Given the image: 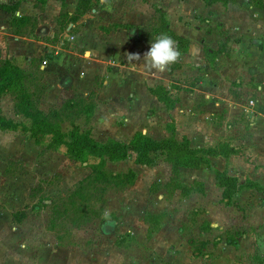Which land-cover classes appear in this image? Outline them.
Here are the masks:
<instances>
[{
    "label": "rangeland",
    "instance_id": "1",
    "mask_svg": "<svg viewBox=\"0 0 264 264\" xmlns=\"http://www.w3.org/2000/svg\"><path fill=\"white\" fill-rule=\"evenodd\" d=\"M78 1L55 0L56 12L51 11L41 23L42 43L37 45V57L26 60L27 52L17 54L21 56L25 84L39 109L56 117L62 131L68 133L75 123L101 143L113 139L130 145L138 132L155 140L164 139L160 137L163 125L158 108L161 99L165 97L169 103L177 95L169 94L170 90L161 85L169 80L172 88L187 91L206 75L202 61L215 62L212 65L217 70L223 65L220 59H228V64L224 72L219 70L218 77H211L216 88L212 90L213 106L208 110L223 117L224 108L221 111L216 104L233 95L246 109L238 112L233 107L229 125L241 121L249 125L253 110L246 103L249 99L259 102L261 97L257 93L260 82L252 73L257 63L251 59L256 54L251 51L252 43L246 42L241 50L245 62H235L239 56L231 50V41L225 31H220L218 22L214 23L220 26L215 41L219 53L228 57L216 60L217 50L209 52L205 44L204 54L191 53V69L181 77L167 76L179 62L158 73L143 66V57H127L141 43V51H148L152 36L174 33L168 26L171 19L179 18L194 30L213 27L198 1L188 2L186 6L192 8L185 14L179 8L180 0H105L104 4L91 0V11L75 17ZM239 2L241 7L252 5L251 0ZM12 24L31 26L16 19ZM194 44L199 47V43ZM180 47L185 50L188 42ZM3 57L0 52V63ZM150 85L157 94L152 101ZM234 101L230 98L231 103ZM14 102V93L3 95L1 113L29 127V119L16 113ZM88 104L90 112L86 111ZM167 125H172L178 139L173 122ZM237 131L239 137L245 136ZM46 145L45 137L35 140L21 126L0 130V264H264V192L243 187L227 205L215 177L214 184L207 188L203 184V189L194 181L185 184L182 167L173 172L165 155L157 152L154 163L146 166L136 164L130 151L126 159L106 161L104 169L120 175L131 169L135 173L133 183L124 187L106 183L102 196L78 200L90 218L74 222L70 206L65 216L54 211L68 206L67 195L90 174V164L73 159L64 147L50 150ZM219 146L228 145L221 142ZM224 171L228 173L227 168ZM244 172L238 166L228 175L243 184L247 179ZM179 183L194 189L182 193L174 189Z\"/></svg>",
    "mask_w": 264,
    "mask_h": 264
},
{
    "label": "crops",
    "instance_id": "2",
    "mask_svg": "<svg viewBox=\"0 0 264 264\" xmlns=\"http://www.w3.org/2000/svg\"><path fill=\"white\" fill-rule=\"evenodd\" d=\"M190 1L191 0L179 1L182 4L179 8H182L185 14L191 11L192 7L186 6ZM196 1L201 4V10L208 16L206 21L214 26L209 30H194L192 27H189L190 25L179 22V18L176 21L167 18L168 22L170 20L168 23L169 28H171L177 36L185 38L188 42V47L186 50L182 51V56L178 61L179 65L172 70L169 69L170 73L167 76L177 75L181 77L185 75L186 69H191V65L188 63V61L191 60V53L199 52L204 54L203 48L205 44L209 46L207 49L209 52H212V49L217 50L215 56L216 60L222 57H228L225 56L224 53H219L217 40L215 41V39H217L216 37H219L217 32L220 26L215 27L214 23L218 22V25H222L220 31H225L231 41L229 43L231 50L235 51V55L239 56V59L235 62L238 60L240 62H245L244 59L246 57L244 53L242 54L241 50H243V46L246 45V42L252 43L251 51H254L253 53L256 54V58L251 60H255L254 62L257 63V66L251 70L252 73L255 74L257 81L260 82L257 87L259 90L257 93L260 94L261 97L259 98V102H255L256 100L252 99L253 103L249 104V99L246 103L248 104L247 106L252 107L253 110V115L250 117L248 126L242 121L237 122L235 125H229V121L233 119V117L231 119L232 113L234 114L235 112L232 108L234 107L238 112H241V110L245 108V105H241L242 103L236 101V97L233 95L224 97L223 102H217L216 108L221 111L223 110L222 108H224V110L223 117L221 113H219V117H216L214 111L208 110L210 105L213 106L212 101H214L213 96L215 95L212 94V90L216 88L215 84L211 81V77H218L217 74L220 69H223L222 72H224L227 66L226 64H228V59L224 61L220 59L223 65L217 70L213 68L215 62H213L212 65L210 62L208 63L204 60L202 61L204 64L202 63L201 66H203L206 75L198 78V82L189 87V90H176L171 87L169 80L166 81V84L163 83V85H161L165 90H170L169 94L173 93L177 96L171 101L172 103L169 102L171 108H167L165 97L161 100L162 104L160 103V108H158L159 115L162 117L161 124L163 125L160 130V133H162L160 137L165 138L169 135L170 132L167 130V122L172 121L174 126H176L177 138L179 140L186 138L191 147H217L222 142L235 149L236 152L227 157L221 155L209 157L208 162L201 165L198 169L180 168L182 175L181 180H183L185 184H188L189 181H197L204 184L207 188L211 184H214L213 180L216 170L222 171L227 168L230 174L235 172L236 167L241 166V168L245 170V174L243 173L245 178L264 185V10L246 4L244 7H241L243 4L239 2L240 0H236L234 4H229L227 6H223L221 3H214L207 6L202 0ZM14 2L17 3L14 5ZM0 4L9 5L12 9L5 10L0 8V52L4 56V59L20 67L21 64L19 60L21 56L17 55L18 53H22L23 51L27 52L28 55L25 57L26 60L37 57V45L42 43L41 23L46 19L48 14H51V11L56 12L57 5L55 0H46L45 4H41L37 0H0ZM162 4L164 5V3ZM49 5H51V7ZM52 6L54 7L52 8ZM158 6L162 7L161 5ZM226 13L227 15H225ZM20 18H26L23 22L31 24V26H13L12 20L16 19L19 21ZM19 22L21 23V21ZM241 23H244L246 26H248L249 23V26L245 28ZM153 37L154 36L151 37V41ZM140 38L141 37H138L137 40L139 41ZM150 40H146V43ZM131 41L134 43L135 38L131 39ZM194 43H199V47ZM143 47L144 45L141 43L138 50H133L131 53H134V51L137 53L138 51L137 54L142 58L144 51L141 50ZM16 48H19V50ZM200 56L203 58L202 55ZM223 77H226V75H223ZM150 87L153 88V86L150 85L148 87L149 91L151 89ZM3 95L7 94H2L0 98ZM154 95L155 94L152 92L153 97L151 96V101L157 96V94ZM230 98H235V101L231 103ZM157 100L159 101L158 97ZM151 118H156V113H153ZM150 124L153 126L154 122ZM238 129L241 130V135L245 134L243 138L239 137L240 133H238ZM149 130L150 125L146 128L147 132H149ZM243 154L246 155L244 156ZM244 158L250 159H248L249 161H245ZM186 176L191 177V180H188Z\"/></svg>",
    "mask_w": 264,
    "mask_h": 264
},
{
    "label": "trees",
    "instance_id": "3",
    "mask_svg": "<svg viewBox=\"0 0 264 264\" xmlns=\"http://www.w3.org/2000/svg\"><path fill=\"white\" fill-rule=\"evenodd\" d=\"M37 1L41 4L46 2V0ZM251 1L252 6L264 10V0ZM202 2L207 6L214 3H221L223 6H227L229 4H234L236 0H202ZM0 8L12 10L11 6L6 4H0ZM92 8L93 5L91 0H79L76 5L74 16L79 17L88 13ZM25 19L26 18H20L19 21H24ZM169 35L177 41L179 47L182 42L187 45V40L185 38L177 36L172 31H169ZM181 49L180 47V50ZM182 51L184 50H181V52ZM25 79V73L18 65L7 59L0 63V96L2 94H8L9 92L14 93V109L16 113L23 115L30 121V126L26 127L4 116L0 109V130H15L21 126L30 131L31 135L35 137V140H38V136L45 137L47 149L57 150L64 147L66 153L73 159L90 164V174L79 181L74 190L67 195L65 204H68V206L66 205L63 210H58V207H56L54 211V214L65 216V214L70 212V206L74 212V222H85L90 218L83 210V205L77 204L78 200L84 201L95 195L102 196L106 191V183L111 184L115 182L114 186L121 187L133 183L135 178L133 170L130 169L125 175L114 174L104 169L106 161L123 160L132 153L133 160L136 164L150 166L154 163L153 156L157 152H160L165 155V159L171 164L173 172H177L178 167L198 169L201 165L207 163L208 158L211 156L215 157L221 155L227 157L236 152L235 149L229 146L206 148L191 147L186 138L179 140L174 137V129L171 128L172 125H167V130L171 132L170 136L167 138L155 140L142 132H138L132 138L130 145L113 139H109L103 143L98 142L91 136L89 130H81L75 123H72V129L68 133H65L61 130L60 122L56 117L53 118L50 114L39 109L32 93H30L25 84ZM153 94L155 93L153 92ZM166 106L167 108H171V105L167 101ZM91 109L92 108L88 104L86 106V111L90 112ZM130 151L131 153H129ZM90 158L94 160L93 163H90ZM215 178L216 184L222 188V199L227 205L230 204L232 195L243 187L264 192V185L249 179H246L243 184H240L236 176H230L224 170H216ZM193 184H201L203 189L202 183L194 181ZM175 188L180 189L182 193L194 189L193 187H187L181 183L177 184L174 189ZM230 242H233V240Z\"/></svg>",
    "mask_w": 264,
    "mask_h": 264
},
{
    "label": "clouds",
    "instance_id": "4",
    "mask_svg": "<svg viewBox=\"0 0 264 264\" xmlns=\"http://www.w3.org/2000/svg\"><path fill=\"white\" fill-rule=\"evenodd\" d=\"M101 4L105 0H100ZM182 56V52L177 41L168 33H160L153 37L150 48L143 54V66L150 71L163 73L173 64H176ZM130 59L140 60L141 56L137 53H129ZM105 219L108 217L107 210L104 213Z\"/></svg>",
    "mask_w": 264,
    "mask_h": 264
},
{
    "label": "built area",
    "instance_id": "5",
    "mask_svg": "<svg viewBox=\"0 0 264 264\" xmlns=\"http://www.w3.org/2000/svg\"><path fill=\"white\" fill-rule=\"evenodd\" d=\"M248 103H249V104H252V103H253V100H252V99H250V100L248 101Z\"/></svg>",
    "mask_w": 264,
    "mask_h": 264
}]
</instances>
